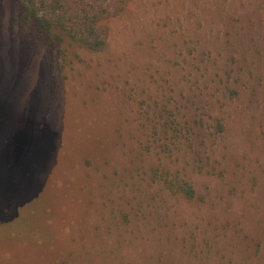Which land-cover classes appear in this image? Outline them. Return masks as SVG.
I'll return each instance as SVG.
<instances>
[{"label":"rangeland","instance_id":"374dc122","mask_svg":"<svg viewBox=\"0 0 264 264\" xmlns=\"http://www.w3.org/2000/svg\"><path fill=\"white\" fill-rule=\"evenodd\" d=\"M16 13L0 0V264H264V0H133L65 60ZM173 120L187 139L155 143ZM24 204L43 235L5 225Z\"/></svg>","mask_w":264,"mask_h":264},{"label":"trees","instance_id":"16d2710c","mask_svg":"<svg viewBox=\"0 0 264 264\" xmlns=\"http://www.w3.org/2000/svg\"><path fill=\"white\" fill-rule=\"evenodd\" d=\"M132 1L16 0L17 13L14 16V24L19 32L34 45L45 47L53 60L57 56H61L65 60L67 49L73 45L89 52L103 51L108 42L110 21L122 15ZM34 125L37 127V124ZM166 125H168L169 131L165 128L160 133L153 132L154 137L158 136V139L153 138L155 143L161 141V135H167L169 132H172L173 144L186 137L187 131L180 127V123L173 120ZM45 128V126L43 128L38 127V130L44 132ZM165 149L168 150L166 147ZM161 183L171 194L184 196L188 200L194 197L193 186L185 179H179V176L172 175L170 172L164 173ZM26 208L24 204V212H17L15 215L11 214L10 210L4 211L6 213L5 225L14 224L17 218H24L22 226L24 235L32 237L38 235V232L43 235L40 232V227H28L26 217L29 210L26 211Z\"/></svg>","mask_w":264,"mask_h":264}]
</instances>
